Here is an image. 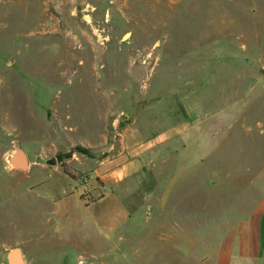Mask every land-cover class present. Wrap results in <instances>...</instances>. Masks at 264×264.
I'll return each mask as SVG.
<instances>
[{
	"label": "rangeland",
	"instance_id": "rangeland-1",
	"mask_svg": "<svg viewBox=\"0 0 264 264\" xmlns=\"http://www.w3.org/2000/svg\"><path fill=\"white\" fill-rule=\"evenodd\" d=\"M263 75L264 0H0V264L13 247L25 264H199V233L210 230L199 231V184L264 201ZM130 122L144 137L178 131L169 144L185 154L181 167L220 174L188 176L198 196L171 248L139 240L140 221L136 250L118 263L116 235L107 254L90 248L99 232L77 195L98 197L89 171L120 151ZM14 147L24 171L2 163ZM60 163L76 182L55 181L67 178ZM65 200L71 225L51 213Z\"/></svg>",
	"mask_w": 264,
	"mask_h": 264
},
{
	"label": "crops",
	"instance_id": "crops-1",
	"mask_svg": "<svg viewBox=\"0 0 264 264\" xmlns=\"http://www.w3.org/2000/svg\"><path fill=\"white\" fill-rule=\"evenodd\" d=\"M177 133L166 131L144 137L130 122L122 131L120 151L99 161L89 171L88 177L99 183V186L91 189H98V197L89 199L92 200L89 204L81 201L78 195V199H75L99 232L98 241L94 238L90 248L98 250L101 256L109 252L106 241H110L113 235H116L118 243H122L126 250L120 251L118 247V263L128 261L126 252L132 254L136 250L129 248L131 240L137 237L139 240H147L149 248L152 246L153 250L156 240L161 241L155 248L158 252H162L166 246L171 248L173 232L176 238H180L183 228L180 229L179 225L187 221L188 200H196L198 196V190L189 194L188 176L196 175L198 171L199 176L220 174L208 168L203 169L202 166L195 169L182 168L181 160L186 158L185 154L172 151L169 144ZM86 142L80 141L81 145L87 147L89 141ZM105 142L106 135L100 139V143ZM170 160L179 162L176 166V162ZM55 175L56 182L61 183L66 179L74 183L60 176V173L56 172ZM207 182L210 184H199V231L203 227L210 229L206 233H199V264H264V201L252 207L250 203L245 204L244 196L233 194L230 183H216L213 178ZM232 194L237 203L231 199L226 200ZM222 195L226 196L225 199ZM67 202L59 201L58 204L52 201L54 208L51 213L64 225H71L75 220L65 208ZM182 205L186 206L183 213L180 210ZM227 206L230 207L229 211L223 213V208ZM144 209L155 211L156 215L151 218L149 213H143ZM67 216L68 219L62 220ZM140 221L146 227L143 233H137Z\"/></svg>",
	"mask_w": 264,
	"mask_h": 264
},
{
	"label": "water",
	"instance_id": "water-1",
	"mask_svg": "<svg viewBox=\"0 0 264 264\" xmlns=\"http://www.w3.org/2000/svg\"><path fill=\"white\" fill-rule=\"evenodd\" d=\"M127 36L128 34H125L123 39H126ZM2 163L9 169H18L24 171L27 166L26 153L20 147H14L3 155ZM3 264H25L20 248H10L4 255Z\"/></svg>",
	"mask_w": 264,
	"mask_h": 264
},
{
	"label": "trees",
	"instance_id": "trees-1",
	"mask_svg": "<svg viewBox=\"0 0 264 264\" xmlns=\"http://www.w3.org/2000/svg\"><path fill=\"white\" fill-rule=\"evenodd\" d=\"M76 151H78L79 153H82V154H86V153L88 152L87 149L82 148V147H78V148H76ZM60 167H61V170H62L63 174H64L67 178H69V179H70L71 181H73V182H76V181H77L78 176H75L74 174H71V173L67 170L65 164H61V163H60ZM80 200H81V201H85L86 204H89V203L92 202V200H89V199H88V200H85V196H84V195H80Z\"/></svg>",
	"mask_w": 264,
	"mask_h": 264
}]
</instances>
